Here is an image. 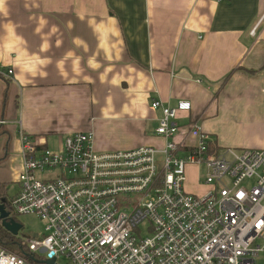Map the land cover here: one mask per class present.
<instances>
[{
    "label": "crops",
    "instance_id": "1",
    "mask_svg": "<svg viewBox=\"0 0 264 264\" xmlns=\"http://www.w3.org/2000/svg\"><path fill=\"white\" fill-rule=\"evenodd\" d=\"M182 99L181 126L218 150L264 149V0H0V181L17 182L21 127L41 149L74 132L160 148L152 101Z\"/></svg>",
    "mask_w": 264,
    "mask_h": 264
},
{
    "label": "built area",
    "instance_id": "2",
    "mask_svg": "<svg viewBox=\"0 0 264 264\" xmlns=\"http://www.w3.org/2000/svg\"><path fill=\"white\" fill-rule=\"evenodd\" d=\"M151 106L162 110L154 130L160 148L100 151L92 132H74L60 150L41 149L19 129L23 166L11 207L44 224L24 244L56 264L61 256L72 264H257L264 258V149L218 150L192 122L187 134L196 129V143L177 141L176 116L191 101ZM187 163L205 165L206 193L186 190ZM55 167L58 175L39 177ZM0 264L29 263L0 248Z\"/></svg>",
    "mask_w": 264,
    "mask_h": 264
},
{
    "label": "rangeland",
    "instance_id": "3",
    "mask_svg": "<svg viewBox=\"0 0 264 264\" xmlns=\"http://www.w3.org/2000/svg\"><path fill=\"white\" fill-rule=\"evenodd\" d=\"M179 112H184V111H179ZM178 112V113H179ZM176 120L179 121V115L177 114ZM190 127V124L188 126H181L180 124V129L177 133L180 134V132L185 128L186 130L184 133H187L188 129ZM192 133V139L195 138V141L197 139V131L196 129H191ZM176 135V136H177ZM175 136V137H176ZM224 149V148H223ZM221 149V150H223ZM160 156H158L159 158ZM205 172L206 168L204 164L201 165H196V164H189L187 163L185 166V174L187 176V180L185 182V188L187 191L202 195L206 193L209 189L210 186L204 183V178H205ZM60 173V170L58 167L55 168H47L44 172L38 173L39 177H49V176H56ZM20 190V184L19 182L12 180L8 184V196L13 197L16 195V193ZM17 215V220L22 224L23 228L19 232V238L22 240V242H26V239L29 237H34L36 233L39 235H42L44 232V224L42 220L39 218L38 214L36 213H16ZM143 234H147L146 230L143 229ZM13 252V251H12ZM40 257L43 256V254L38 253ZM39 260H44V259H39ZM58 264H72L69 259L66 256H61L57 262ZM257 264H264V258L263 256H260L257 259Z\"/></svg>",
    "mask_w": 264,
    "mask_h": 264
},
{
    "label": "trees",
    "instance_id": "4",
    "mask_svg": "<svg viewBox=\"0 0 264 264\" xmlns=\"http://www.w3.org/2000/svg\"><path fill=\"white\" fill-rule=\"evenodd\" d=\"M8 196V182L0 181V203L4 205L5 209L10 213L9 217L17 220V214L14 212L11 207V199L14 198ZM18 221V220H17ZM19 222V221H18ZM0 248H4L8 251H13L16 254H19L26 258L29 264H42L40 263L39 258L33 255L29 248L22 242L18 235H14L4 228L2 225V220L0 219Z\"/></svg>",
    "mask_w": 264,
    "mask_h": 264
},
{
    "label": "water",
    "instance_id": "5",
    "mask_svg": "<svg viewBox=\"0 0 264 264\" xmlns=\"http://www.w3.org/2000/svg\"><path fill=\"white\" fill-rule=\"evenodd\" d=\"M9 216L10 213L5 209L4 205L0 203V219L2 220V225L12 234L18 235L23 226L20 222ZM39 261L42 264H56L54 258H47Z\"/></svg>",
    "mask_w": 264,
    "mask_h": 264
}]
</instances>
